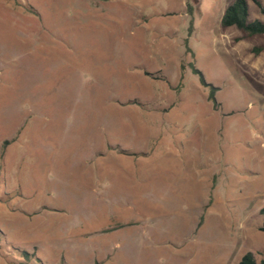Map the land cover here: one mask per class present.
Instances as JSON below:
<instances>
[{"label": "rangeland", "instance_id": "obj_1", "mask_svg": "<svg viewBox=\"0 0 264 264\" xmlns=\"http://www.w3.org/2000/svg\"><path fill=\"white\" fill-rule=\"evenodd\" d=\"M232 1L0 0V264L264 258V37Z\"/></svg>", "mask_w": 264, "mask_h": 264}, {"label": "trees", "instance_id": "obj_2", "mask_svg": "<svg viewBox=\"0 0 264 264\" xmlns=\"http://www.w3.org/2000/svg\"><path fill=\"white\" fill-rule=\"evenodd\" d=\"M251 2L257 7L259 12L264 15V3L259 0H251ZM220 26L223 29L235 28L241 33L243 39L264 37V22L259 20H250L249 5L247 0H233L232 3L227 6L221 17ZM191 69L193 74L198 76L201 85L210 88L208 100L215 105V89L205 83L203 75L199 70L193 66H191ZM260 214L264 215V207L260 210ZM259 230L264 232V224ZM237 264H264V258L260 261H256L254 256L248 252L240 258Z\"/></svg>", "mask_w": 264, "mask_h": 264}]
</instances>
